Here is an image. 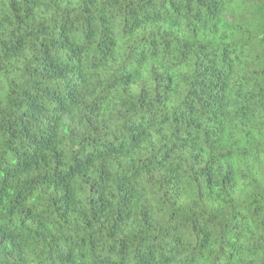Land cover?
<instances>
[{
  "label": "trees",
  "instance_id": "trees-1",
  "mask_svg": "<svg viewBox=\"0 0 264 264\" xmlns=\"http://www.w3.org/2000/svg\"><path fill=\"white\" fill-rule=\"evenodd\" d=\"M0 264H264V0H0Z\"/></svg>",
  "mask_w": 264,
  "mask_h": 264
}]
</instances>
